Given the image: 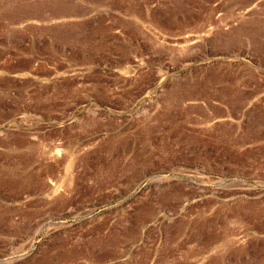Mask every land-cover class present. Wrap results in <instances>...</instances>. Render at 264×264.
<instances>
[{"label":"rangeland","instance_id":"obj_1","mask_svg":"<svg viewBox=\"0 0 264 264\" xmlns=\"http://www.w3.org/2000/svg\"><path fill=\"white\" fill-rule=\"evenodd\" d=\"M0 264H264V0H0Z\"/></svg>","mask_w":264,"mask_h":264}]
</instances>
